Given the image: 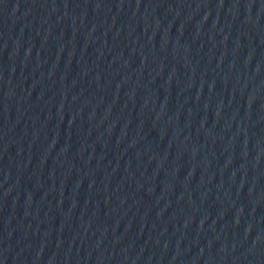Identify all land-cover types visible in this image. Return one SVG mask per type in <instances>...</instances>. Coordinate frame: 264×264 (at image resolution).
I'll return each mask as SVG.
<instances>
[{"label": "water", "instance_id": "obj_1", "mask_svg": "<svg viewBox=\"0 0 264 264\" xmlns=\"http://www.w3.org/2000/svg\"><path fill=\"white\" fill-rule=\"evenodd\" d=\"M264 215V0H0Z\"/></svg>", "mask_w": 264, "mask_h": 264}]
</instances>
